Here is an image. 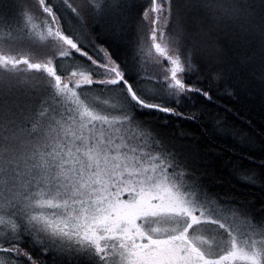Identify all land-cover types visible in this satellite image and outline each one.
<instances>
[{"label": "snow or ice", "instance_id": "6c2138e0", "mask_svg": "<svg viewBox=\"0 0 264 264\" xmlns=\"http://www.w3.org/2000/svg\"><path fill=\"white\" fill-rule=\"evenodd\" d=\"M37 3L44 15V29L35 33L46 42L43 59L32 62L19 51L0 49V264H264V215L211 192L183 154L165 146L153 122L141 118L159 113L195 119L177 107L190 93L212 97L185 79L194 70L192 51L209 59L218 55L213 37L230 36L229 24L246 32L264 0H198L203 18L183 20L179 12L173 16V0H147L131 20L137 6L111 0L104 6V40L93 39L83 23L84 12L97 14L99 0ZM33 19L23 12L25 28L38 27ZM129 22L134 40L125 38ZM145 42L163 72L159 80L142 75ZM114 44L127 59L114 56ZM78 58L87 62V72L79 71ZM65 61L74 70L65 71ZM21 65L47 80L29 85L35 95L10 99V89L24 83L15 79L25 71ZM153 81L157 87H148ZM93 85L114 102L89 103L84 90ZM236 178L250 186L260 179L243 168ZM206 225L222 231L228 246L206 249L197 234ZM24 245L50 261L34 260Z\"/></svg>", "mask_w": 264, "mask_h": 264}, {"label": "trees", "instance_id": "16d2710c", "mask_svg": "<svg viewBox=\"0 0 264 264\" xmlns=\"http://www.w3.org/2000/svg\"><path fill=\"white\" fill-rule=\"evenodd\" d=\"M92 2L96 3V0ZM146 2H131L137 7L132 10L129 20L139 11V6ZM255 2L259 4V0ZM197 3L198 0H173V16L179 12L181 20L202 19L203 13L196 7ZM244 27H247L246 32L238 25L229 24L227 31L230 36L224 32L216 34L213 38L217 40L220 52L211 59L198 56L195 50L192 51L194 70L185 79L194 87L208 91L212 97L209 101L203 96L190 93L191 98L177 107L178 112L194 116L195 119L157 113L149 114V120L153 122L152 127L158 131L156 133L166 147L186 151L191 161L188 166L201 176L202 183L211 192L237 198L260 216L264 215L261 211L264 209V167H260L261 162H264V9L257 7L250 26L245 24ZM168 28H172L171 21ZM132 29L133 25L129 22L124 30L126 39L129 36L135 39ZM100 33L107 38L106 26ZM91 37L97 38L93 34ZM147 48L145 42L144 52L139 53L142 75L155 74L159 80L163 72L152 63ZM0 49L5 50L1 44ZM31 49L35 55H40L34 58L40 62L44 52L42 47L25 48L20 53L28 55ZM113 53L116 57L127 59L126 51L118 45H113ZM164 120H167L166 124ZM241 168L256 172L260 178L256 186L237 180L236 172ZM22 247L30 251L34 260L50 261L48 256L41 257L38 249L27 245ZM24 263L27 264V261Z\"/></svg>", "mask_w": 264, "mask_h": 264}, {"label": "rangeland", "instance_id": "374dc122", "mask_svg": "<svg viewBox=\"0 0 264 264\" xmlns=\"http://www.w3.org/2000/svg\"><path fill=\"white\" fill-rule=\"evenodd\" d=\"M135 0H128L129 5H133ZM111 0H99V6L97 8L96 15H90L89 12H84L86 17L84 18V25L86 26L87 33L94 36H99V39H107L102 36L100 30L106 26L107 23V9L104 8L106 4H109ZM59 3V0H57ZM63 7V6H62ZM27 10L30 14L33 15L34 19L32 21L33 24L37 25L36 29H31L29 25L27 28L24 27L23 22L21 20L23 12ZM103 10V11H101ZM67 13V18L72 22V24L79 29L80 24L74 18L73 14L64 9ZM60 14V13H59ZM84 15V16H85ZM44 15L40 13L37 0H0V44L1 47L5 50H12L16 48L22 49H30L34 47H42L44 48L46 42L40 41L35 33L43 31ZM63 21V18H62ZM19 50V52H20ZM27 52V51H26ZM33 49L27 52L28 55L33 54L31 57L32 62H38L40 55H35ZM31 53V54H30ZM22 54V53H21ZM33 58V59H32ZM80 60V59H79ZM24 68L25 71L20 74L19 77H15V79H19L24 81L21 85L14 86L8 92V96L10 99L20 98L21 100L27 99V94L32 92V95H35V92L29 88V85H35L39 83H45V74L37 73L34 71L27 70V66L21 67ZM59 70V68H58ZM64 70L70 71L74 70V66L71 61L64 62ZM89 69L87 67V63L80 60L79 71L87 72ZM4 79L9 82H14L13 75L4 73ZM148 87H157L155 81L147 85ZM6 87V86H5ZM87 92L89 103L96 104L99 101L108 100L109 102H114L113 95L108 93L107 91H101L100 86L93 85L92 90L85 89ZM159 102V101H158ZM102 106V105H101ZM142 119L149 120V115H144L141 117ZM158 132L156 129H154ZM161 138V137H160ZM162 139V138H161ZM163 141V139H162ZM175 151L182 153L183 157L186 158L187 164L190 165L191 161L187 157L186 151L174 149ZM123 198H127V194H123ZM200 235L205 241L204 247L206 249H210L213 252H217L227 247V241L224 238L222 231L217 230L215 226L206 225L203 226L201 231L197 233ZM25 264V263H24ZM83 264V262H81Z\"/></svg>", "mask_w": 264, "mask_h": 264}]
</instances>
